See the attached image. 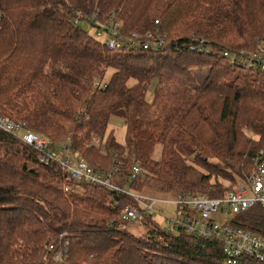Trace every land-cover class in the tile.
I'll return each mask as SVG.
<instances>
[{
	"label": "trees",
	"instance_id": "trees-1",
	"mask_svg": "<svg viewBox=\"0 0 264 264\" xmlns=\"http://www.w3.org/2000/svg\"><path fill=\"white\" fill-rule=\"evenodd\" d=\"M93 16L119 22L122 35L159 33L166 46L109 52L81 27ZM262 37L264 0H0V117L53 146L72 137L95 170L123 160L117 183L126 190L217 199L229 191L217 179L246 181L264 149V79L220 53L254 51ZM112 118L123 121L125 147L108 135ZM67 186L59 164L42 165L0 130V264H54L48 247L62 235L65 264H226L221 243L168 233L149 214L131 225L143 234L132 233L122 219L139 207L131 197ZM247 217L242 228L264 234L259 213Z\"/></svg>",
	"mask_w": 264,
	"mask_h": 264
},
{
	"label": "built area",
	"instance_id": "built-area-1",
	"mask_svg": "<svg viewBox=\"0 0 264 264\" xmlns=\"http://www.w3.org/2000/svg\"><path fill=\"white\" fill-rule=\"evenodd\" d=\"M87 22L97 25L96 37L105 44L109 52L139 46L143 50L157 52L166 46L164 36L159 33L154 35L147 33L143 39L138 34L122 35V28L117 21L102 23L93 16L88 18ZM198 48L201 50L204 48V41L201 40L197 46L190 47L193 52ZM220 55L231 67L240 71L260 73L264 79V37L258 40L254 51L228 50L221 52ZM95 87L106 89L107 82L98 81ZM0 130L33 148L37 153L38 162L42 165L59 164L64 169L69 184L64 190L67 193L87 183L131 197L139 207L129 206L123 211L122 219L126 223L132 225L141 221L144 214L154 217L157 215L154 207L158 204L172 205L175 207V220H168L169 227L165 228L168 233L183 232L187 236H196L203 241L221 243L226 264H264V234L246 231L241 226L242 222L247 220V215L254 211L259 213L264 225V149L258 152L253 161V173L223 197L215 199L188 192L176 193L173 201H166L141 196L142 194L120 187L117 182L120 172L124 169L123 160H118L107 170L103 167L95 170L72 146V137H68L58 144L59 146H53L43 136L29 130L25 122L3 117H0ZM133 160L130 180L135 182L141 178L142 170L140 161ZM218 213L221 216L233 217L232 221L220 222L216 218ZM69 245V239L62 235L59 237L58 245L48 247L49 251L56 253L52 260L54 264H65Z\"/></svg>",
	"mask_w": 264,
	"mask_h": 264
},
{
	"label": "rangeland",
	"instance_id": "rangeland-1",
	"mask_svg": "<svg viewBox=\"0 0 264 264\" xmlns=\"http://www.w3.org/2000/svg\"><path fill=\"white\" fill-rule=\"evenodd\" d=\"M81 27L83 29H85L91 36L95 37L96 35V28L93 29L92 25L88 24L87 22H81ZM97 36V35H96ZM200 71H197L195 73L199 74ZM112 72H109L107 79H109L111 77ZM201 75H205L204 72H200ZM200 75V76H201ZM157 89V85H156V81L153 82L151 84V87L148 91L147 94V100L150 102H153V98L155 95V91ZM108 135L110 133H112V131L114 132L116 141L119 145L121 146H126V131L124 128V124L123 121L119 118H112L110 125L108 127ZM59 146V145H58ZM104 149V148H102ZM160 149V148H159ZM157 150L156 154L154 155V159L157 160L159 158V153L160 150ZM237 182L236 183H228L226 181H222V179H217L220 183H222L223 187H225L228 190H232V188H235L236 185H238L239 183H241L242 179L236 177ZM217 180L216 183H217ZM141 196H146V197H150L156 200H166V201H173L175 198V194L173 195H163L160 193H155L153 191H146L145 193H143V195ZM174 209L175 207L172 205H161L158 204L154 207V210L157 212V215L154 216L155 220L158 222V224H160V226L162 228H168V220L174 221L175 220V215H174ZM220 222H225V221H232L233 217H229V216H221L220 213H218L217 217H216ZM130 231L134 234H138L141 235L142 233V229H138L136 227L131 226L130 224ZM177 234H179L180 232H176Z\"/></svg>",
	"mask_w": 264,
	"mask_h": 264
}]
</instances>
